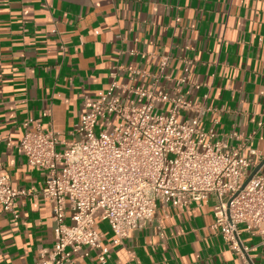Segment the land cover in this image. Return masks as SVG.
Masks as SVG:
<instances>
[{
    "label": "crops",
    "instance_id": "obj_1",
    "mask_svg": "<svg viewBox=\"0 0 264 264\" xmlns=\"http://www.w3.org/2000/svg\"><path fill=\"white\" fill-rule=\"evenodd\" d=\"M186 67L183 90L206 108L202 127L244 155L250 146L261 163L264 0H0V136L11 138L0 143V162L13 188L27 192L17 199L18 217L0 204V264H36L55 242L52 206L40 196L45 171L21 152L24 133L39 123L68 143L114 78L170 91ZM215 220L213 198L159 207L146 228L115 243L99 218L110 250L104 264H264L260 233L239 225L241 254ZM71 264L103 263L90 251L73 254Z\"/></svg>",
    "mask_w": 264,
    "mask_h": 264
},
{
    "label": "built area",
    "instance_id": "obj_2",
    "mask_svg": "<svg viewBox=\"0 0 264 264\" xmlns=\"http://www.w3.org/2000/svg\"><path fill=\"white\" fill-rule=\"evenodd\" d=\"M166 65L164 58L162 70ZM189 77L186 67L170 91L128 87L114 78L94 106L83 111L68 143L39 123L24 133L20 150L30 166L45 171L40 196L51 204L55 221V242L40 252L36 264H71L73 254L88 256L90 251L104 264L110 250L99 218L108 222L114 242L121 243L146 228L159 207L209 198L215 203L214 227L232 250L242 254L240 224L264 237L263 169L243 187L260 162L257 152L249 146L244 155L226 140L213 141V130L202 127L206 108L183 90ZM189 111L194 115L184 117ZM5 139L10 145L11 138ZM4 140L0 136V143ZM26 193L13 188L0 162L4 211L18 217L17 199Z\"/></svg>",
    "mask_w": 264,
    "mask_h": 264
},
{
    "label": "water",
    "instance_id": "obj_3",
    "mask_svg": "<svg viewBox=\"0 0 264 264\" xmlns=\"http://www.w3.org/2000/svg\"><path fill=\"white\" fill-rule=\"evenodd\" d=\"M264 166V159L261 163H259L250 173L249 177L246 179V181L243 184V187L247 185V183L251 180V178Z\"/></svg>",
    "mask_w": 264,
    "mask_h": 264
},
{
    "label": "rangeland",
    "instance_id": "obj_4",
    "mask_svg": "<svg viewBox=\"0 0 264 264\" xmlns=\"http://www.w3.org/2000/svg\"><path fill=\"white\" fill-rule=\"evenodd\" d=\"M100 121H101V123H103V120H102V119H101ZM96 132H99V129H96ZM251 172H252V171H251Z\"/></svg>",
    "mask_w": 264,
    "mask_h": 264
}]
</instances>
